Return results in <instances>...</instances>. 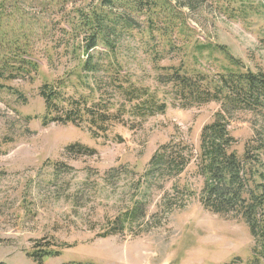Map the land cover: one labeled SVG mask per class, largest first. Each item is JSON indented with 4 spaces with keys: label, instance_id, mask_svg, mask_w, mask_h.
I'll return each mask as SVG.
<instances>
[{
    "label": "rangeland",
    "instance_id": "rangeland-1",
    "mask_svg": "<svg viewBox=\"0 0 264 264\" xmlns=\"http://www.w3.org/2000/svg\"><path fill=\"white\" fill-rule=\"evenodd\" d=\"M167 1L168 7L149 10V1L135 10L105 8L103 0H7L11 22L24 21L32 35L30 59L38 73L0 88V263L37 264L29 255L55 245L61 255L43 264H264V257L254 261L246 223L202 204L205 180L196 157L202 130L220 105L181 108L172 86L158 81L171 69L217 75L232 67L227 54L245 70H264V0ZM94 11L128 20L131 28L120 23L110 39L115 49L101 43L78 49L93 35L81 23ZM87 55L100 72L83 70ZM105 72L148 90L166 103L165 113L132 116V104ZM57 81L66 84L68 97H104L119 122L98 137L87 127L45 124L41 88ZM230 117L234 150L242 154L257 132L264 133V118ZM181 143L193 151L191 157L174 149L187 162L181 174H148L163 146ZM76 145L94 152L67 151ZM113 227L116 234L104 238Z\"/></svg>",
    "mask_w": 264,
    "mask_h": 264
},
{
    "label": "trees",
    "instance_id": "trees-1",
    "mask_svg": "<svg viewBox=\"0 0 264 264\" xmlns=\"http://www.w3.org/2000/svg\"><path fill=\"white\" fill-rule=\"evenodd\" d=\"M149 1L152 4L149 10H156L157 6H169L167 0H103V6L105 8L125 6L137 10L142 9V5ZM7 12V0H1L0 88L3 87V81H14L24 76L33 79L32 75L38 73L37 64L30 59L33 52L32 35L27 32L24 21L11 22L10 17L14 13L8 15ZM112 16H108L103 11L100 13L94 11L91 17L86 16L81 24L85 29L93 32V35L83 39L78 49L83 50L82 44H86L85 52H88L96 48L99 43L107 49H115L116 45L110 39L123 28L120 27V23H123L126 26L124 28L127 29L131 26H128V20L122 15ZM199 48L200 51H204L214 47ZM93 59L87 55L84 71L89 73L101 71L92 63ZM227 60L232 67H223L217 75L204 73L191 75L186 72L182 74L171 69V73L159 75L158 81L172 86L175 100L180 101L181 108H192L209 103L220 105L213 121L203 128L200 135V147L196 159L199 175L205 180L202 204L206 210L217 216H232L246 223L255 241L254 261L260 262L264 257V133L257 132L245 144L242 154H239L234 150L237 141L229 128L231 113L245 112L264 118V70L259 69L257 72L245 70L228 54ZM106 74L117 93L126 102L132 104L130 114L135 118L145 120L165 113L166 103L159 101L148 90L138 88L126 80L122 81L121 77H116L113 72ZM124 83L128 85L124 86ZM83 84L87 85V83ZM65 85L64 82L57 81L54 85L46 84L41 88L40 96L44 100L46 109L45 124L55 122L77 128L87 127L94 137H98L105 136L113 124L119 122L121 115L111 112L112 107L106 104L104 97L103 100L97 101L85 96L68 97L64 93ZM97 85L99 86L100 82H97ZM188 147L184 143L163 146L155 155L152 170L148 174L157 172L158 169L169 170V174L174 176L181 174L187 162H184L183 157H176L174 149L178 148V153L181 155L189 152L192 157L193 151ZM67 151L76 155H92L94 152L82 145L69 147ZM130 217L134 220L136 214L133 213ZM124 218L128 220L129 216L126 214ZM116 224L118 223L115 221L112 226ZM113 234H116L114 227L102 236L107 238ZM55 247L50 245L47 248L45 246L38 248L29 257L37 264H43L45 259L61 255V251Z\"/></svg>",
    "mask_w": 264,
    "mask_h": 264
}]
</instances>
